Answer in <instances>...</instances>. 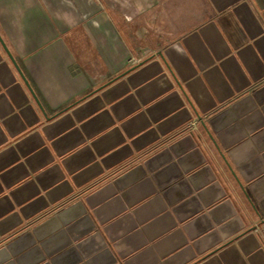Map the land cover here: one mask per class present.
Wrapping results in <instances>:
<instances>
[{
    "label": "crops",
    "instance_id": "crops-1",
    "mask_svg": "<svg viewBox=\"0 0 264 264\" xmlns=\"http://www.w3.org/2000/svg\"><path fill=\"white\" fill-rule=\"evenodd\" d=\"M0 264H264V0H0Z\"/></svg>",
    "mask_w": 264,
    "mask_h": 264
},
{
    "label": "water",
    "instance_id": "water-1",
    "mask_svg": "<svg viewBox=\"0 0 264 264\" xmlns=\"http://www.w3.org/2000/svg\"><path fill=\"white\" fill-rule=\"evenodd\" d=\"M150 59H148V60H146L145 62H143L141 65H143L144 63H147L148 61H149ZM131 71H133V69L132 70H129L126 74H124L123 76H121V77H119V78H117L116 80H114V81H117L118 79H120V78H123V77H125L126 75H128ZM114 81L113 82H110V84H108V86L109 85H111V84H113L114 83ZM105 87H107V86H105Z\"/></svg>",
    "mask_w": 264,
    "mask_h": 264
},
{
    "label": "built area",
    "instance_id": "built-area-1",
    "mask_svg": "<svg viewBox=\"0 0 264 264\" xmlns=\"http://www.w3.org/2000/svg\"><path fill=\"white\" fill-rule=\"evenodd\" d=\"M193 130H196L197 129V127H196V124H192V127H191ZM256 228L258 229V227L256 226ZM258 232H260V230L258 229L257 230Z\"/></svg>",
    "mask_w": 264,
    "mask_h": 264
}]
</instances>
